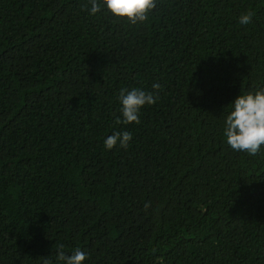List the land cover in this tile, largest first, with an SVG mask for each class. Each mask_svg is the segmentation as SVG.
<instances>
[{"label": "trees", "instance_id": "16d2710c", "mask_svg": "<svg viewBox=\"0 0 264 264\" xmlns=\"http://www.w3.org/2000/svg\"><path fill=\"white\" fill-rule=\"evenodd\" d=\"M90 7L0 0V240H264V146L223 134L264 88V0H157L135 25ZM155 83L116 124L120 90ZM116 131L133 138L108 150ZM61 244L84 264H264V241H0V264H61Z\"/></svg>", "mask_w": 264, "mask_h": 264}, {"label": "clouds", "instance_id": "9594fccd", "mask_svg": "<svg viewBox=\"0 0 264 264\" xmlns=\"http://www.w3.org/2000/svg\"><path fill=\"white\" fill-rule=\"evenodd\" d=\"M89 3L91 7L87 10L91 15H96L106 8L115 17L126 18L133 25L148 21L150 13L157 7V0H89ZM254 15L251 10L241 14L239 23H252ZM152 87L155 92L122 88L119 92L121 116L116 118L115 123L139 124L141 109L154 105L159 99L161 85L155 83ZM228 107L231 111L225 118L223 131L228 145L234 151L246 152L250 156L261 154L264 146V88L254 92L242 91ZM132 138L128 131H116L104 140V146L108 150L117 146L126 149ZM55 249L56 260L61 264H84L89 259V254L80 248L75 249L71 255L65 252L62 244ZM49 257H42L43 264H53Z\"/></svg>", "mask_w": 264, "mask_h": 264}]
</instances>
